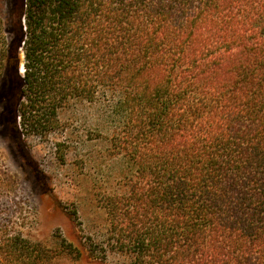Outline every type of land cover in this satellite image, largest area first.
<instances>
[{
  "label": "trees",
  "instance_id": "1",
  "mask_svg": "<svg viewBox=\"0 0 264 264\" xmlns=\"http://www.w3.org/2000/svg\"><path fill=\"white\" fill-rule=\"evenodd\" d=\"M24 6L15 62L0 34L20 136L46 140L72 103L104 102L111 153L126 165L97 196L106 227L78 258L264 264V0ZM0 243L4 260H43L21 237Z\"/></svg>",
  "mask_w": 264,
  "mask_h": 264
},
{
  "label": "rangeland",
  "instance_id": "2",
  "mask_svg": "<svg viewBox=\"0 0 264 264\" xmlns=\"http://www.w3.org/2000/svg\"><path fill=\"white\" fill-rule=\"evenodd\" d=\"M24 5L25 0H0V34L12 62ZM19 61L22 68V54ZM14 68L0 79V241L21 237L38 247L44 254L38 264H96L79 259L74 249L104 232L106 214L97 196L115 186L125 170L124 161L111 153L116 126L110 109L100 101L75 102L60 113L62 127L50 138L20 136L18 89L8 90ZM8 257L0 264H17Z\"/></svg>",
  "mask_w": 264,
  "mask_h": 264
}]
</instances>
